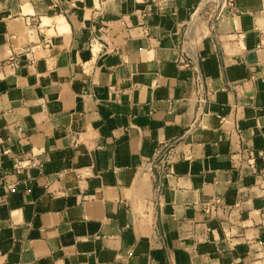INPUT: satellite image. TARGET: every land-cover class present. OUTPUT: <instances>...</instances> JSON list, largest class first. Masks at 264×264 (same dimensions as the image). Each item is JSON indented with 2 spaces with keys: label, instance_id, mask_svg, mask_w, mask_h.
Returning <instances> with one entry per match:
<instances>
[{
  "label": "crops",
  "instance_id": "obj_1",
  "mask_svg": "<svg viewBox=\"0 0 264 264\" xmlns=\"http://www.w3.org/2000/svg\"><path fill=\"white\" fill-rule=\"evenodd\" d=\"M52 1L0 0V264H264V0Z\"/></svg>",
  "mask_w": 264,
  "mask_h": 264
},
{
  "label": "built area",
  "instance_id": "obj_2",
  "mask_svg": "<svg viewBox=\"0 0 264 264\" xmlns=\"http://www.w3.org/2000/svg\"><path fill=\"white\" fill-rule=\"evenodd\" d=\"M63 3L69 9H75L79 3H82L83 0H63ZM50 9H60V1H52L51 5L49 6ZM235 9L234 0H198L195 8L193 9L190 19H189V26L191 33L196 32L198 35L203 34L206 27L214 28L216 20L220 17L222 11H229L232 13ZM61 13V12H60ZM188 26V27H189ZM101 36L93 37L90 39V50L93 51V46L97 44V42L102 41V36L108 35V30L104 27L100 29ZM145 31V30H144ZM146 34V31H145ZM102 46V45H100ZM183 53V52H182ZM186 53L184 52L183 55L180 56V60L182 61L183 66H187ZM192 61L191 59H189ZM199 102L202 104L204 103L203 99H199ZM173 142H162L158 145L149 160H146L145 165L141 168L144 171H148L152 168L159 169L161 171L168 170V167L171 163L172 155H173ZM239 159L243 160L249 167L251 173H262L264 174V151L262 150H254L247 146H242L240 150L237 152ZM257 161L260 162V168H257ZM36 165L32 159L28 160H21L18 162L16 166V171L22 168L33 167ZM215 203H219V200H216ZM210 210L212 209L209 208ZM209 209H206V213H210Z\"/></svg>",
  "mask_w": 264,
  "mask_h": 264
},
{
  "label": "rangeland",
  "instance_id": "obj_3",
  "mask_svg": "<svg viewBox=\"0 0 264 264\" xmlns=\"http://www.w3.org/2000/svg\"><path fill=\"white\" fill-rule=\"evenodd\" d=\"M47 20L45 19V22H46Z\"/></svg>",
  "mask_w": 264,
  "mask_h": 264
}]
</instances>
